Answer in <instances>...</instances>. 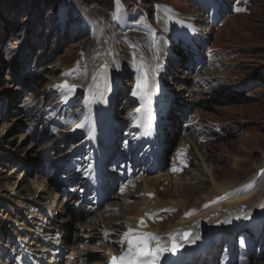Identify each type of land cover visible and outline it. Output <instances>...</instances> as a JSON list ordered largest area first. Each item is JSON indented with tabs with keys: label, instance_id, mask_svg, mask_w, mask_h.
<instances>
[{
	"label": "rangeland",
	"instance_id": "1",
	"mask_svg": "<svg viewBox=\"0 0 264 264\" xmlns=\"http://www.w3.org/2000/svg\"><path fill=\"white\" fill-rule=\"evenodd\" d=\"M120 3L122 10L118 11L115 0H0V195L14 183L13 191L20 190L21 196L38 195L42 189H37L36 179L43 187L54 185L60 192L70 188L64 178L81 177L76 174L88 153L83 149L73 153L72 149L81 140L77 125L83 117L82 100L86 86L87 91L94 87L89 88L91 82L105 86V74L107 83L111 76L117 83L119 137L113 166L118 181L112 189L119 194L121 187L129 185L126 176L145 165L140 163L143 159L135 152L131 136L137 107L132 99L138 69L134 59L145 61L151 73L160 64L158 48L162 46L172 47L163 76L169 99L174 96L167 114L172 124L165 134L162 164L149 175L151 182L166 187V175L154 176L178 174L173 171V159L178 150H184L175 167L182 166L180 160L187 166L176 174L174 187L183 183L187 194L194 195L192 204L202 196L217 202L213 182L236 190L244 187L239 196L262 184L264 188V180L253 185L259 180L258 167L264 169V0ZM164 8L169 11L165 13ZM190 16L195 26L188 23L183 29L181 24ZM192 27L205 38L199 58L193 57L194 51L184 45L182 37ZM169 48L161 50L163 58L169 57ZM103 59L111 66L109 73L96 70ZM60 79L78 84L80 93L56 94L52 86ZM234 82L237 85L230 86ZM21 146L30 147L27 158H20ZM9 159L19 162L14 170L4 166ZM201 160L212 171V181L201 171ZM141 187L142 183L137 184L130 196L135 205ZM171 192L159 193L158 199L168 200ZM257 192L259 197L248 209L260 208L264 214V189ZM105 208L106 203L100 211ZM168 215L171 221L175 217ZM71 222L64 233L74 232L77 221ZM249 233L243 229L234 239L224 237L218 264H229L230 259L231 264H264V224L257 240Z\"/></svg>",
	"mask_w": 264,
	"mask_h": 264
},
{
	"label": "bare ground",
	"instance_id": "2",
	"mask_svg": "<svg viewBox=\"0 0 264 264\" xmlns=\"http://www.w3.org/2000/svg\"><path fill=\"white\" fill-rule=\"evenodd\" d=\"M196 16L198 17V15ZM191 29L192 31L184 32L183 37L188 44L195 47L196 42L193 38L202 40L205 38L197 33L198 29L196 27ZM195 49L198 48L195 47ZM165 60L166 58H164V64ZM138 63H141V60ZM105 64L107 65L106 69L102 68ZM109 68L106 59H103L96 70L109 73L107 72ZM155 69L157 70L155 71ZM155 69L153 71L159 74L163 70L161 67H156ZM153 80L155 81L151 85V78L149 79L148 96L145 98L138 96L140 106L147 102L146 110L140 122L142 127L145 125L150 126L153 122L155 124L158 123L156 120L159 119L158 114L161 113L162 107L167 109L168 99L163 97L162 79ZM98 83L100 81H97ZM113 83L111 76V80L108 82L110 88L111 86L113 87ZM233 85L235 84L233 83L230 86ZM91 86L94 87L89 89L86 94L89 104L86 107L85 122L87 124H96L97 117L104 109H115V106L113 104L112 107H108L105 97L106 93H110V91H106L105 86L100 89L95 82H91L89 88ZM214 94L218 95V92H214ZM115 111L109 110L112 115L114 113V117ZM137 115H139V112H137ZM113 123H116L115 118ZM170 124L171 120L166 119L164 132L165 129L171 127L169 126ZM159 138L160 142H162L160 150L148 148L147 153L149 152V154L145 155V158L149 159L148 163L150 166L146 168L140 167L137 173L131 170V175L128 174L130 179L128 184H130L122 187L123 190H128V193L132 194L131 188L136 189V185L142 183L138 205L127 201L129 200V195L121 198L119 194L111 193L105 210L103 209L104 211L101 212L99 208L88 209L87 212L91 210L93 213L89 212L87 214L84 223L77 221L74 224V232L72 234L64 233L68 223L71 222L67 211L68 206L64 202V199L68 197L67 192L63 191L60 196L54 194L53 185H45V188L42 181L38 179L34 180V183L38 190L42 189L41 193L36 195V192H34L35 194L31 197L19 195L20 190L18 192L13 191L15 183L8 185L10 188L6 189L5 194L0 195V264H105L108 255L120 253V245L117 242L120 241L128 228H139L140 231L155 233L162 237V241H169V235L175 233L177 235L172 241L174 243L181 241L183 231L191 230L190 244L194 246L201 243L202 240H210L215 234L223 233L229 226H245L251 221L256 223L262 220L264 217L262 209H248L251 206L250 203L259 197V192L245 197L231 198L233 186L225 188L223 184L217 185L213 182L216 196L220 198L225 195L221 202H215L219 203V206L214 207L209 206L213 203V197L208 196H202L192 204L191 201L194 199V195L187 194L183 183L174 187V183H177L175 180L177 173L173 177L168 172L154 176L166 175V187H157V185L153 184L151 177H149L152 171L146 170L151 169L152 164L156 161L160 162L158 159L163 149L162 138L165 139L163 132ZM139 145L137 143L138 149L141 146ZM28 149L30 147L21 146L18 148L20 158H27L30 155ZM15 163L19 164L14 159H9L4 163V166L12 167L10 170H14ZM238 163V165L243 164L241 162ZM200 164L203 174L212 181V171L203 166L202 160ZM260 167H258L259 170H261ZM74 178L72 177V179ZM107 187H109V184H105V187H103L105 191L109 190ZM75 190L76 188L71 189L70 192H75ZM169 190H172L169 195L170 198L160 201L158 194L165 192L169 194ZM150 193L155 195L151 201L147 198ZM51 195L54 197V201H51ZM4 200L11 202L15 207L5 203ZM4 205L6 207H3ZM121 207H124L125 211L122 212ZM20 208H24V210H20ZM188 211L192 212L191 216L177 218L179 213L182 215ZM169 213H173L175 216L172 221L171 217L167 216ZM148 214H151L150 218L146 217ZM163 218H168V220L162 221L161 219ZM141 219L145 220L144 224L146 227L139 225ZM254 228L258 229V226ZM105 233H108L107 237ZM167 254L165 253L163 258Z\"/></svg>",
	"mask_w": 264,
	"mask_h": 264
},
{
	"label": "snow or ice",
	"instance_id": "3",
	"mask_svg": "<svg viewBox=\"0 0 264 264\" xmlns=\"http://www.w3.org/2000/svg\"><path fill=\"white\" fill-rule=\"evenodd\" d=\"M116 9L118 11L122 10V5L120 0H115ZM158 9L161 8L160 5L156 6ZM165 13L169 10L164 8ZM236 11H244L242 8H236ZM116 15H113V19H116ZM194 30V29H193ZM151 31V29H150ZM158 59V57H157ZM102 68L106 69L107 65H103ZM138 75L136 78V90L132 92L133 96H140L145 98L148 96V88H149V75L147 71L142 70V68L137 69ZM65 75H70L67 73ZM95 79V77H94ZM105 90L110 91L111 88L107 83V76L105 74ZM55 87L61 89L62 91L72 93L76 90V85H70L67 81L62 84L56 85ZM140 109H137L139 112ZM84 125L78 124L77 127H83ZM184 150H178L176 157L173 159V171H177L175 167L176 161L180 159L182 152ZM182 166L186 167V163L183 160H180ZM264 171V170H262ZM123 191V189H121ZM151 195V194H149ZM194 211V210H193ZM192 213H186V215H191ZM140 226H145L143 219L139 221ZM175 235L170 234L169 241H162V237L152 232H144L140 231L139 228L133 229L128 228L127 231L124 232L121 237L119 243L120 245V255L119 256H111L109 259V264H160L161 258L165 253H175L177 251L178 245L172 241L175 239ZM105 236H108V233H105ZM198 238V237H197ZM243 243V241H241ZM126 245V246H125Z\"/></svg>",
	"mask_w": 264,
	"mask_h": 264
}]
</instances>
